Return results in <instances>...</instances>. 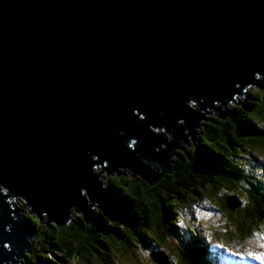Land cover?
I'll return each mask as SVG.
<instances>
[{"label":"water","instance_id":"obj_1","mask_svg":"<svg viewBox=\"0 0 264 264\" xmlns=\"http://www.w3.org/2000/svg\"><path fill=\"white\" fill-rule=\"evenodd\" d=\"M253 85L264 0H0V264L37 234L7 197L59 227L72 208L91 222L110 206L97 166L157 182L210 121L190 103L225 117L216 104Z\"/></svg>","mask_w":264,"mask_h":264},{"label":"trees","instance_id":"obj_2","mask_svg":"<svg viewBox=\"0 0 264 264\" xmlns=\"http://www.w3.org/2000/svg\"><path fill=\"white\" fill-rule=\"evenodd\" d=\"M251 95L225 117L202 121L195 145L171 156L172 173L153 168L157 182L130 169L110 177V206L96 209L93 221L74 210L63 227L27 216L37 234L25 264H160L158 254L168 264H207L202 214L211 217L203 227L212 241L229 250L263 245L264 93L254 88ZM130 244L147 258L129 253Z\"/></svg>","mask_w":264,"mask_h":264},{"label":"clouds","instance_id":"obj_3","mask_svg":"<svg viewBox=\"0 0 264 264\" xmlns=\"http://www.w3.org/2000/svg\"><path fill=\"white\" fill-rule=\"evenodd\" d=\"M258 77H259V75L256 76L257 79H258ZM261 80H263L262 77H261ZM235 98H236V96H235ZM249 99H251V96L249 97V93H248L247 96L244 98V102H242V101H240V100L237 99V101L239 103H241V104H236L235 106H240V105L244 104L246 101H248ZM191 104H193L194 106L197 105V104H194V103H191ZM194 106H192V107L194 108ZM211 110H214V109H211ZM225 110H223V111L225 112ZM214 111L216 112L217 110H214ZM227 111L229 112V110H226L225 113H227ZM212 114H213V112H212ZM216 114H218V113H216ZM219 114H220V112H219ZM200 125H202V123ZM154 131L157 132V133H164V132H160V131H164L163 129H161V130H159V129L157 130L156 129ZM167 133H169V132L167 131ZM169 134H171V133H169ZM198 136H199V134H197V136L195 137L196 141L199 140V137ZM172 137H173V135H172ZM172 137L165 136V138H167L169 142L172 140ZM182 143H185V142H180V144H182ZM178 149H182V150L186 151L185 150V147H183L182 145ZM148 164H150V163L148 162ZM158 167H159V165H157L156 167H153V168H158ZM98 168L101 169L100 172H102V171L103 172H107L102 167H99V166H97L95 169H98ZM123 169H128V168H123ZM262 170L264 171V166L262 167L261 171ZM121 173L122 172L120 170L119 172H113L111 174L110 173H108V174H110L112 176H115V174H121ZM98 175L101 177L102 181L104 182L102 173L101 174L98 173ZM109 181H110V179H109ZM109 185H110V182H109V184L107 186H106V184L104 182V187L107 190V193H108ZM2 191H3L4 194L8 193L5 189H3ZM108 195H109V198H105V202H107L109 204V202L111 201V195L109 193H108ZM85 196H86V200H88L90 202L89 196H88L87 193L85 194ZM16 198L17 197H15L14 199H16ZM14 199L7 197L6 201H8V200L11 201L12 200L9 203V205H12V202L14 201ZM26 204H27V202H26ZM231 204H233L232 201H231ZM27 206L30 208V210H32L33 212H36L28 204H27ZM10 207L21 212V210L18 207H16V206H14V207L13 206H10ZM91 209L94 212L96 211V209L106 210V209H102L101 207L95 205L94 203L92 204ZM72 210H74L77 214L78 213L79 214H82L77 209L72 208L71 209V212H70V215L72 214ZM36 214H37V212H36ZM43 215H46L47 216V214H42L41 215V218L42 219H43ZM12 216L15 218V214H12ZM37 216H38V214H37ZM93 216H94V213H93ZM22 217L26 221H28V223L30 224V218H27L26 216H23V215H22ZM30 226H31V224H30ZM31 228H32V226H31ZM203 230L205 231V232L204 231H202V232L204 234H206V239L207 240L209 239L208 242H210L209 253H207V260H208L207 261V264H264V243H263V245H251L249 247H243L238 252H234V251L229 250L227 246L221 245L220 243H218L216 241H212V239H211V237L209 235V231L206 229V227L205 228L203 227ZM32 232H34V231H32ZM6 246H7V249L8 250L11 249V247L9 245H6ZM28 246H29V250H30V240H28ZM26 251H28V249H25V253H26ZM16 252L17 251L15 250L13 253H16ZM25 253H24V255H25ZM14 257L17 259V256L14 255ZM20 257L21 256H19V258ZM19 258H18L17 264H21L20 261H19L20 260Z\"/></svg>","mask_w":264,"mask_h":264},{"label":"rangeland","instance_id":"obj_4","mask_svg":"<svg viewBox=\"0 0 264 264\" xmlns=\"http://www.w3.org/2000/svg\"><path fill=\"white\" fill-rule=\"evenodd\" d=\"M254 88H258L262 93H264V91L263 90H261L257 85H253V86H251L250 88H247V90H246V94H248L249 93V97L251 96V98H253L252 97V95H251V91L254 89ZM244 98L245 97H243V96H239V95H236V99H238V100H240V101H242V102H244ZM219 105V106H218ZM236 105V103H234V102H231V101H228L227 102V109H226V106H221V103H217L216 104V106L218 107V108H222V110H230V107L231 106H235ZM194 109L196 110V111H198V112H200V114H205V116H206V118L207 119H209L210 117H213V115L215 114L216 115V113H219L218 111H214V110H208V111H204V110H202V109H200V107L197 105H195L194 106ZM226 110H225V112H226ZM212 112H213V114H212ZM227 113H228V111H227ZM201 122H200V124L202 123V121H204V120H200ZM200 128H202L201 127V125L199 126ZM197 128L196 129V132H197V134H199V130H200V128ZM152 130L154 131V128H152ZM164 131H160V132H164V136H167V137H172V134H169V133H167V130L166 129H163ZM199 137V136H198ZM189 144H193V140H192V137H190V138H188V145ZM183 147L184 146H188L186 143H182L181 144ZM161 147L163 148V149H165L167 146H166V144H161ZM244 163H243V165H245L246 163H248L249 162V159H247V158H245L244 157ZM239 160H240V158H239ZM169 161H171V158L169 159ZM96 171V173L98 174V173H102V175H103V180H104V182H105V184H106V186L109 184V179H110V177H112V175H110V174H108L107 172H100V168H98V169H95ZM253 170V169H252ZM235 198V197H234ZM232 201V203L234 204V199L233 200H231ZM26 200L22 197V196H20V197H17L16 199H14V201L12 202V204L14 205V206H16V207H18L20 210H21V213H22V215L23 216H37V214H36V212H33L32 210H30V208L27 206V204H26ZM236 202V201H235ZM238 203H239V201H237ZM92 210V209H91ZM94 210V209H93ZM93 213H94V211H92ZM28 218V217H27ZM46 219V220H45ZM211 219V217H206V216H204L203 214H202V219H201V221L203 222L202 224L203 225H208V221ZM47 220H49V218H43L42 219V223L44 224V225H46L47 224ZM213 222H215V221H213ZM50 223H54L53 221H50ZM203 225H201L200 226V230L201 231H204L203 230ZM30 230H32L31 228H30ZM33 231V230H32ZM205 232V231H204ZM131 245V247H130V249H129V253H136V255H138L139 257L138 258H141L142 260H145L146 258H147V254H149L148 252H142L141 250H140V248H138V247H136V246H134L133 244H130ZM35 248V247H34ZM28 253L29 252H26L25 253V255H24V258L21 256L19 259V261H20V263L21 264H25V261H26V258H27V255H28ZM135 258H137V256H135ZM156 258H157V260H159L160 261V264H168V260H167V258H166V256L164 255V254H158L157 256H156ZM117 261H114L112 264H117L116 263ZM151 262V261H150ZM129 264H137L135 261H131V263H129ZM141 264V263H140Z\"/></svg>","mask_w":264,"mask_h":264},{"label":"bare ground","instance_id":"obj_5","mask_svg":"<svg viewBox=\"0 0 264 264\" xmlns=\"http://www.w3.org/2000/svg\"><path fill=\"white\" fill-rule=\"evenodd\" d=\"M219 106V105H218Z\"/></svg>","mask_w":264,"mask_h":264}]
</instances>
